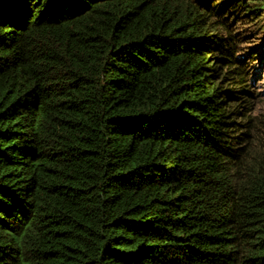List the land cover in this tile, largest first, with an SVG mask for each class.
<instances>
[{
  "label": "trees",
  "instance_id": "1",
  "mask_svg": "<svg viewBox=\"0 0 264 264\" xmlns=\"http://www.w3.org/2000/svg\"><path fill=\"white\" fill-rule=\"evenodd\" d=\"M236 23L264 0H0V264H264Z\"/></svg>",
  "mask_w": 264,
  "mask_h": 264
},
{
  "label": "rangeland",
  "instance_id": "2",
  "mask_svg": "<svg viewBox=\"0 0 264 264\" xmlns=\"http://www.w3.org/2000/svg\"><path fill=\"white\" fill-rule=\"evenodd\" d=\"M233 28L235 32L241 31V32H244V34H246L245 37H251V39L247 40L246 43H241L240 45V47L242 48L241 54L244 53L243 55L255 53L254 51L251 52V50H254L255 45L259 46L264 43V28L262 31H259L260 34L258 35H253V34H256L257 32L252 24L244 25L241 23H236L233 26ZM255 68H256V65L253 66L254 70ZM255 88L259 94L257 97V101L255 102L253 106V112L251 113V116L259 115V118L263 120L264 119V65H263V68L260 70V75L257 78Z\"/></svg>",
  "mask_w": 264,
  "mask_h": 264
},
{
  "label": "clouds",
  "instance_id": "3",
  "mask_svg": "<svg viewBox=\"0 0 264 264\" xmlns=\"http://www.w3.org/2000/svg\"><path fill=\"white\" fill-rule=\"evenodd\" d=\"M263 65H264V61L263 62H260L259 60H257V62H256V68H255L254 71H257L258 77L260 75V70L263 68Z\"/></svg>",
  "mask_w": 264,
  "mask_h": 264
}]
</instances>
